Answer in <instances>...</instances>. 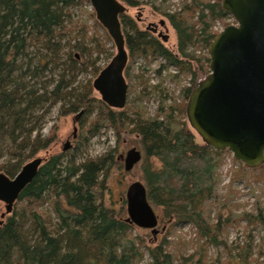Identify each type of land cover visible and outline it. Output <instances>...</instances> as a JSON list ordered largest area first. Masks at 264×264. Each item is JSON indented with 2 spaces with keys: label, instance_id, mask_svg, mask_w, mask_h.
Wrapping results in <instances>:
<instances>
[{
  "label": "trees",
  "instance_id": "1",
  "mask_svg": "<svg viewBox=\"0 0 264 264\" xmlns=\"http://www.w3.org/2000/svg\"><path fill=\"white\" fill-rule=\"evenodd\" d=\"M122 1L131 7L154 6L159 1L154 8L173 27L177 52L151 30L142 29L130 14H121L131 62L142 59L146 71L153 60L162 62L155 69L158 81L149 84L148 79L137 77L127 105L115 109L95 94L92 79L72 86L75 76L84 72L91 70L94 78L98 76L102 68L97 66L99 58L93 57L113 44L93 8H87L89 0H0V171L16 176L27 161L51 145L54 137L43 136L41 127L50 109L61 104L63 114L79 113L81 118L77 153L106 130H115L118 141L123 134L138 137L148 200L162 208L168 229L157 245L147 246L134 234L136 225L106 205L116 150L80 162L76 154L70 159L54 155L12 210L2 213L0 209V264H142L143 247L150 256L144 264H188L193 256H177L171 250L177 241L170 238L186 224L201 242L203 255L198 263L203 264L209 247L228 248L224 233L229 227L245 223L248 246L254 230H264V163L249 168L235 159L240 167L222 194V168L231 152L197 139L185 120L194 86L210 72V57L197 54V49L209 48L217 35L213 26L228 18L229 12L221 0H182L175 12L163 11L168 0ZM131 62L125 70L128 82L136 77ZM170 67L176 73L169 72ZM48 70L52 78L42 80ZM187 77L192 84L181 88L178 102L165 82L180 85ZM153 93L158 105L149 116L145 100H151ZM153 158L161 162L160 168ZM240 181L255 197L253 211L235 212L239 205L232 202L239 191L234 184Z\"/></svg>",
  "mask_w": 264,
  "mask_h": 264
},
{
  "label": "water",
  "instance_id": "2",
  "mask_svg": "<svg viewBox=\"0 0 264 264\" xmlns=\"http://www.w3.org/2000/svg\"><path fill=\"white\" fill-rule=\"evenodd\" d=\"M89 1L116 47V54L93 80V87L110 107L123 109L129 95L125 76L129 53L120 16L127 7L120 0ZM221 5L236 23L224 27L209 45L210 72L191 92L187 119L204 143L228 149L237 160L255 168L264 163V0H222ZM142 159L140 150L130 149L125 157L126 171ZM42 165L43 158L36 157L14 177L0 172V201L7 212ZM126 202L127 221L157 235L159 216L148 200L145 184H131Z\"/></svg>",
  "mask_w": 264,
  "mask_h": 264
},
{
  "label": "rangeland",
  "instance_id": "3",
  "mask_svg": "<svg viewBox=\"0 0 264 264\" xmlns=\"http://www.w3.org/2000/svg\"><path fill=\"white\" fill-rule=\"evenodd\" d=\"M120 1L127 7L125 13H128L132 17H134V19L142 29L151 30L152 32H154V34H156V36H158L161 43H163L173 52H177V37L173 27L171 26L167 17L164 16L162 12L154 8V6H159V1L155 2L154 6H152L151 4H144L138 7L128 6L124 1ZM181 2L182 0H168L166 2V7H162V9L166 12H175L181 8ZM87 8L91 10L92 7L90 5V7ZM228 16L229 17L224 20L217 21L213 26L212 31L218 34L227 25L236 23V20L231 15ZM162 21L165 22L164 25L161 24ZM90 24L93 25L92 22H90ZM149 26L152 28H156V31L148 28ZM164 36L166 38H164ZM115 54L116 47L114 43L107 44L106 51L99 56L95 55L93 59L98 57L99 59L97 61V66H100L103 69L111 61L112 57ZM197 54L201 55L202 57L209 56L208 49H205L204 47L198 48ZM130 62L131 60L129 58L128 64H130ZM161 62V58L158 60H153L150 65L149 71L142 70L143 68L141 67V65L144 64V61L142 59H136L131 62L133 74H135L136 77L135 79H133V82H128L129 93L132 89V85L137 81V77H139V80L148 79L149 84L156 83L158 81V77H156L155 69L160 66ZM176 71L177 70L174 67L169 68V72L176 73ZM91 73L92 71L90 70V72H84L83 74L75 76L76 78L72 86L83 85L89 79L94 80L95 78ZM167 73L168 72L166 71V74ZM52 76L53 74L48 70L45 71L41 79L48 81L52 78ZM73 77L74 76H68L67 79L71 81L73 80ZM28 79H30V77H28ZM191 80V77H187L180 85H176L175 83L167 80L165 84L170 88L171 91H174L176 96H178L181 88L190 86L192 84ZM31 83H33V81ZM51 86L53 85L51 84ZM95 94L100 97V94L96 90ZM129 98L130 95H128V99ZM181 100V97L178 96V102H180ZM145 104L147 106L149 116H153L158 105L157 94L153 93L151 95V100H145ZM68 106L69 105H66V107ZM60 107L61 104H58L57 106L50 109L49 113H47L45 117L44 124L42 125L40 132L43 136H53L54 141L51 143V145H49L47 149L39 151L34 156V158H43L44 164L51 156L54 155H65L67 159H70L72 158L73 154H76L77 162H80L87 156L98 158L104 156L111 150H116V164L112 167L109 178L107 180L108 190L106 192L105 202L107 206L114 208L119 213H122V215H124V217H126L127 219L128 212L126 193L129 186L135 182H141L145 184L140 167L141 162L137 164L131 171H126L125 169V157L130 149L136 147L138 150L143 152L138 137L133 134H123L121 136V140L118 141L117 133L115 130H106L103 131L100 135L94 137L90 142V146L86 150L85 147L82 146L79 148L80 152L77 153L75 148L78 146L81 135V118L79 117L80 115L79 113L63 114L62 108L60 109ZM42 112L43 109L37 110L35 112V115H40ZM185 120H187L188 122L187 118ZM187 125L189 129L195 134L196 138L201 140L200 136L190 126L189 122ZM68 144H70L71 147L68 150H65V147ZM152 160L157 168L161 167V162L158 159L153 158ZM2 162L3 160L0 159V163ZM239 167V163L235 162L233 154L229 153L226 164L222 168L223 182L221 184L222 188L220 190L222 194L226 193L227 185L232 178V174L234 171L238 170ZM234 188L239 191L238 197H235L236 200L232 202L239 205V208L234 211L237 213L242 212L244 209L253 211L255 197L250 192V187H248L244 181H240L234 184ZM258 192L259 190L257 191V193ZM153 207L157 215L159 216L158 234L154 235L150 229H144L137 226L134 231V234L140 237L147 246L157 245L162 240L169 226V223L163 222L162 208L157 206ZM0 209L2 213L7 212L6 204L2 201H0ZM224 212L227 213V208L224 210ZM214 214L215 212L212 216L215 219ZM252 237V244L251 246H248L250 239L245 228V223H242L241 226L236 228L229 227V229L225 230L224 233V239L228 244V248L222 246L209 247L207 249L208 260L204 261L203 264H264V230L261 228H257L256 230H254ZM170 238L177 241L175 245L171 247V250L177 256H193L188 264H199L198 261L203 255V251L200 250L201 242L198 241L196 232L195 230H193L190 224L183 225L180 229H177L176 236ZM142 250L145 252V254L141 263L144 264L150 260V256L146 251V248L143 247ZM245 256H248V258L245 259Z\"/></svg>",
  "mask_w": 264,
  "mask_h": 264
},
{
  "label": "flooded vegetation",
  "instance_id": "4",
  "mask_svg": "<svg viewBox=\"0 0 264 264\" xmlns=\"http://www.w3.org/2000/svg\"><path fill=\"white\" fill-rule=\"evenodd\" d=\"M69 146H68V148H65V150H68L70 147H71V145L70 144H68Z\"/></svg>",
  "mask_w": 264,
  "mask_h": 264
},
{
  "label": "bare ground",
  "instance_id": "5",
  "mask_svg": "<svg viewBox=\"0 0 264 264\" xmlns=\"http://www.w3.org/2000/svg\"><path fill=\"white\" fill-rule=\"evenodd\" d=\"M235 158V157H234ZM236 159V158H235Z\"/></svg>",
  "mask_w": 264,
  "mask_h": 264
}]
</instances>
